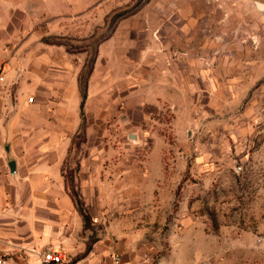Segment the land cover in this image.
I'll use <instances>...</instances> for the list:
<instances>
[{
    "label": "rangeland",
    "instance_id": "1",
    "mask_svg": "<svg viewBox=\"0 0 264 264\" xmlns=\"http://www.w3.org/2000/svg\"><path fill=\"white\" fill-rule=\"evenodd\" d=\"M255 1L0 0V130L19 127L0 185L21 189L27 149L51 145L90 217L58 264H264ZM49 237L9 253L48 264Z\"/></svg>",
    "mask_w": 264,
    "mask_h": 264
},
{
    "label": "crops",
    "instance_id": "2",
    "mask_svg": "<svg viewBox=\"0 0 264 264\" xmlns=\"http://www.w3.org/2000/svg\"><path fill=\"white\" fill-rule=\"evenodd\" d=\"M18 131V123L13 118L8 125L2 124L0 145L5 141L14 143ZM6 147L10 148L9 154ZM6 147V155L0 152V166L13 153L10 145ZM27 150L30 156L23 161L27 167V176H24L25 181L22 183V188L28 189L27 194L22 193V188L5 194L8 185H0V254L15 260L10 250L26 249L34 243L36 235L42 233L50 236L48 241L62 242L47 249H58L64 259V247L69 248L75 235L84 228L82 215L66 191L62 179L65 155L51 145L33 146ZM23 162H17L18 175H24L23 171L20 173Z\"/></svg>",
    "mask_w": 264,
    "mask_h": 264
},
{
    "label": "built area",
    "instance_id": "3",
    "mask_svg": "<svg viewBox=\"0 0 264 264\" xmlns=\"http://www.w3.org/2000/svg\"><path fill=\"white\" fill-rule=\"evenodd\" d=\"M96 221V220H95ZM42 261L48 264H58L63 261V253L56 248H49L42 254ZM0 264H18L7 255L0 254ZM110 264H123L119 256H113Z\"/></svg>",
    "mask_w": 264,
    "mask_h": 264
},
{
    "label": "water",
    "instance_id": "4",
    "mask_svg": "<svg viewBox=\"0 0 264 264\" xmlns=\"http://www.w3.org/2000/svg\"><path fill=\"white\" fill-rule=\"evenodd\" d=\"M255 6L261 13H264V3L263 2L255 1ZM6 151L9 154L10 153V148L6 147ZM8 166H9L11 174L15 175L16 171H17V162H16V160H11L9 162Z\"/></svg>",
    "mask_w": 264,
    "mask_h": 264
},
{
    "label": "trees",
    "instance_id": "5",
    "mask_svg": "<svg viewBox=\"0 0 264 264\" xmlns=\"http://www.w3.org/2000/svg\"><path fill=\"white\" fill-rule=\"evenodd\" d=\"M73 201L77 204L79 201L76 200L74 197H72ZM80 214L82 215L83 222H84V228H86L87 222L90 220L89 215L83 210V209H78Z\"/></svg>",
    "mask_w": 264,
    "mask_h": 264
}]
</instances>
